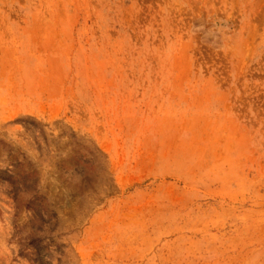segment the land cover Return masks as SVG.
Here are the masks:
<instances>
[{"label":"rangeland","instance_id":"1","mask_svg":"<svg viewBox=\"0 0 264 264\" xmlns=\"http://www.w3.org/2000/svg\"><path fill=\"white\" fill-rule=\"evenodd\" d=\"M0 264H264V0H0Z\"/></svg>","mask_w":264,"mask_h":264}]
</instances>
